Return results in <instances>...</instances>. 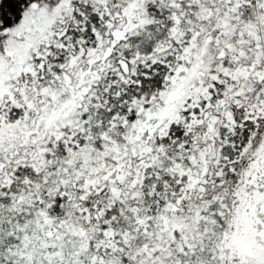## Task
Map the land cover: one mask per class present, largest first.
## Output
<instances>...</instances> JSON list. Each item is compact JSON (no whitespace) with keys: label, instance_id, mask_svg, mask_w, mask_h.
<instances>
[{"label":"snow or ice","instance_id":"1","mask_svg":"<svg viewBox=\"0 0 264 264\" xmlns=\"http://www.w3.org/2000/svg\"><path fill=\"white\" fill-rule=\"evenodd\" d=\"M0 264H264V0H0Z\"/></svg>","mask_w":264,"mask_h":264}]
</instances>
